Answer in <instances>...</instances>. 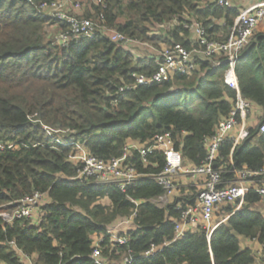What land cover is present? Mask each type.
<instances>
[{"label": "trees", "instance_id": "trees-1", "mask_svg": "<svg viewBox=\"0 0 264 264\" xmlns=\"http://www.w3.org/2000/svg\"><path fill=\"white\" fill-rule=\"evenodd\" d=\"M43 1L0 0V213H12L35 193L44 195L32 219L7 222L0 216V264H27L20 252L36 264H95L97 239L102 258L112 262L128 257L129 264H264L242 244L264 245V200L254 188L241 206L216 213L220 225L211 235L199 222L176 239L175 223L196 206L198 186L181 188L173 204L159 208L152 200L165 190L156 181L142 180L123 191L74 180L82 165L71 161L76 144L108 161L121 158L132 144L149 147L170 132L185 163L200 167L208 155L205 140L235 109L237 91L224 82L226 65L198 60L195 70L167 82L121 89L134 87L135 76H152L163 47H196L194 22L211 40L226 41L250 0H231L232 8L217 0H100L103 6L86 12L102 14L107 27L156 50L142 58L100 32L58 44L56 36L68 26L44 15ZM236 74L239 93L250 105L249 128L239 143L226 138L221 144L213 165L221 171L219 188L237 181L242 171L264 170V33H253ZM147 158L145 165L134 150L127 162L141 174H161L164 153ZM135 211L133 225L120 233L127 242L112 243L108 228ZM152 248L161 251L146 257Z\"/></svg>", "mask_w": 264, "mask_h": 264}, {"label": "built area", "instance_id": "built-area-1", "mask_svg": "<svg viewBox=\"0 0 264 264\" xmlns=\"http://www.w3.org/2000/svg\"><path fill=\"white\" fill-rule=\"evenodd\" d=\"M217 3L228 8L233 6L231 0H217ZM98 5L103 6V3L100 0H44L40 3L39 9L44 15L67 24L68 29L61 31L56 36V42L64 47L70 42L82 38H92L100 32L114 44L125 45L135 50L136 48L153 50V47L107 27L102 14L92 17L85 16V11L87 12L92 9V6ZM263 22L264 0H250L246 6L240 9L239 16L231 28L230 36L224 42L211 40L207 30L200 23L194 22L190 31L191 41L196 44V47L188 49L181 44L163 47L159 52L157 71L152 76H135L136 84L134 87L121 89L123 92L137 86L167 82L176 73H190L195 70L198 60L210 61L215 68L226 65L224 82L237 91L235 109L229 118L217 127L214 137L205 140L208 155L200 167L185 163L182 152L176 148L174 137L169 132L156 136L149 147L132 144L125 148L121 158L108 161L90 156L82 145L76 144L78 153L71 160L75 164L80 163L82 168L74 180L91 181L100 185H114L123 191L139 181L153 180L165 190V195L152 200L159 208L173 204L176 197L179 196L180 188L187 187L188 184L198 186L200 192L196 206L184 211L182 219L175 223L176 239L184 237L185 232L194 228L199 222L211 235L220 225V222L216 223L215 221L216 213L224 206L234 205L237 202H240L241 206L251 188H254L264 200V170L259 173L242 171L237 181L219 188L223 184L221 171L215 170L213 166L217 160L219 148L226 138L232 139L237 144L244 140L248 134L247 115L250 105L242 99L239 93L236 66L242 51L250 43L253 33ZM260 131L264 133V123L261 125ZM134 150L140 154L145 165H148V155H152L157 150L164 153L166 165L163 172L155 176L139 173L134 166L127 162ZM259 176H263L260 182L255 180ZM184 180L189 182L186 185L182 183L184 186L181 187L180 182ZM43 199V194L35 193L31 197L19 201L12 213H0V216L7 222L16 219H32ZM133 203L137 207L139 206V202L133 201ZM135 217L136 211L130 217L122 219L108 228L112 243L123 245L127 242L125 236H121L120 233L133 225ZM101 241V239H97L92 254V260L95 264L130 263L128 257L121 262L104 260L99 247ZM160 251L161 248H152L145 253V256L154 257ZM20 253L23 256V261L27 264H36L30 256ZM257 256L264 261V245L259 246Z\"/></svg>", "mask_w": 264, "mask_h": 264}, {"label": "crops", "instance_id": "crops-1", "mask_svg": "<svg viewBox=\"0 0 264 264\" xmlns=\"http://www.w3.org/2000/svg\"><path fill=\"white\" fill-rule=\"evenodd\" d=\"M247 4H248V1L244 5L246 6ZM242 6H243V4H242ZM85 13H86V11H85ZM257 31L264 33V22L258 26ZM155 51L156 50L153 48V50H149L148 53L155 52ZM256 112H258V111H256ZM258 114H259V112H258ZM242 244H243L244 248H253L257 254V250H258L259 246L255 241L242 240Z\"/></svg>", "mask_w": 264, "mask_h": 264}, {"label": "rangeland", "instance_id": "rangeland-1", "mask_svg": "<svg viewBox=\"0 0 264 264\" xmlns=\"http://www.w3.org/2000/svg\"><path fill=\"white\" fill-rule=\"evenodd\" d=\"M134 50V54L136 55V57H138V58H142V57H144L147 53H148V51H149V49H138V48H136V50L135 49H133ZM72 161V160H71ZM189 181H187V180H184V181H182V182H180V186L182 187V186H184V185H186L187 183H188ZM182 183H184V185L182 184ZM189 185V184H188ZM182 188H184V187H182ZM181 189V188H180ZM261 208H263L264 209V205L261 207ZM219 212V211H218ZM215 221L217 222V218H215ZM201 224V223H200Z\"/></svg>", "mask_w": 264, "mask_h": 264}]
</instances>
